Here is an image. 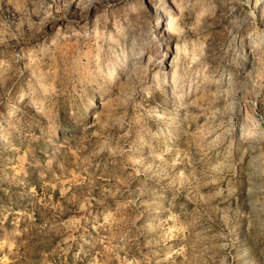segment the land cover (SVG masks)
<instances>
[{
  "label": "rangeland",
  "instance_id": "374dc122",
  "mask_svg": "<svg viewBox=\"0 0 264 264\" xmlns=\"http://www.w3.org/2000/svg\"><path fill=\"white\" fill-rule=\"evenodd\" d=\"M0 264H264V0H0Z\"/></svg>",
  "mask_w": 264,
  "mask_h": 264
}]
</instances>
